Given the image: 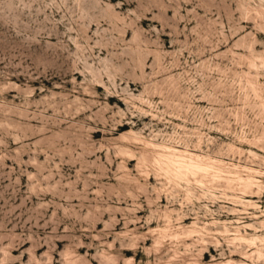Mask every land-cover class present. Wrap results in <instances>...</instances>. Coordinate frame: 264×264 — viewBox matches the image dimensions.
Returning <instances> with one entry per match:
<instances>
[{"label":"rangeland","instance_id":"rangeland-1","mask_svg":"<svg viewBox=\"0 0 264 264\" xmlns=\"http://www.w3.org/2000/svg\"><path fill=\"white\" fill-rule=\"evenodd\" d=\"M263 60L262 0H0V264H264Z\"/></svg>","mask_w":264,"mask_h":264},{"label":"bare ground","instance_id":"bare-ground-1","mask_svg":"<svg viewBox=\"0 0 264 264\" xmlns=\"http://www.w3.org/2000/svg\"><path fill=\"white\" fill-rule=\"evenodd\" d=\"M146 144L149 145L150 148H152L151 153L149 152L151 154V156H150L151 158L148 159L149 156L147 157L146 155L142 154L141 157L138 158L139 162L141 164L152 162L153 165L156 166V168H158V170L156 169L157 171L163 173L168 179L173 180L174 182L175 181L179 182L181 180H185L186 182H189L190 176H192V177L197 176V177L203 178V176L205 177L209 173H212L213 176H217V174H220L222 172L221 167H218V163L216 161H210L207 159H203L204 157L201 158L200 156L195 155V154H186L185 155L186 152L183 153V151H180L178 149L168 147V146H164V145L162 146L160 144L159 145L154 144V143H146ZM149 153H147V154H149ZM144 166H145V164H144ZM140 167H141V165H140ZM160 176H162V174ZM239 184L242 187V189H244V190L249 189L252 185H255L258 188L262 187L259 181H256L255 179L250 178V177L245 178V179L239 177ZM248 202L252 203L251 201H248ZM243 227H253V225L244 224ZM162 229H164V228H162ZM158 232L160 235H162L164 231L159 230ZM164 234H165V232H164ZM164 234H163V236H164ZM158 237H160V236H158ZM156 238H157V236H156ZM234 240H237L240 242L248 241V242H252V243H255L258 240V241L264 243V238H261L260 236L248 238L247 236H245L244 234L239 232V229L235 230ZM157 241H160V240H157ZM257 254L259 257L263 256V252L260 249L257 250ZM227 263H229V261ZM230 264H231V262H230Z\"/></svg>","mask_w":264,"mask_h":264},{"label":"clouds","instance_id":"clouds-1","mask_svg":"<svg viewBox=\"0 0 264 264\" xmlns=\"http://www.w3.org/2000/svg\"><path fill=\"white\" fill-rule=\"evenodd\" d=\"M262 2H264V0H262ZM180 118V117H177ZM0 143H2V141H0ZM192 147H195L196 145H190ZM262 175H264V173H262ZM197 197H193V199H196ZM109 248H111V245H108ZM73 255H75V253H73ZM98 255H106V253L101 252L100 250H98Z\"/></svg>","mask_w":264,"mask_h":264}]
</instances>
